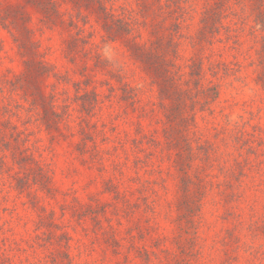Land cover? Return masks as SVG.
Segmentation results:
<instances>
[{
    "label": "rangeland",
    "instance_id": "1",
    "mask_svg": "<svg viewBox=\"0 0 264 264\" xmlns=\"http://www.w3.org/2000/svg\"><path fill=\"white\" fill-rule=\"evenodd\" d=\"M53 1L0 0V264H264V0Z\"/></svg>",
    "mask_w": 264,
    "mask_h": 264
},
{
    "label": "trees",
    "instance_id": "2",
    "mask_svg": "<svg viewBox=\"0 0 264 264\" xmlns=\"http://www.w3.org/2000/svg\"><path fill=\"white\" fill-rule=\"evenodd\" d=\"M84 1H86V3L89 4L88 9H91V5H92L93 9L95 10L96 5H99V9L103 11L105 17L108 18L110 16L106 12V10H104V8L99 4L98 0H84ZM76 2L77 0L75 1V3ZM33 4H35L41 10V12L44 14V16L47 19L51 20L52 17L58 13L54 9L55 2L53 0H33ZM0 23L4 25V27L11 24L16 29L17 28L23 29L26 32V35L30 38L31 30L29 25H27L26 13L22 9L7 8L3 10L2 12H0ZM105 27L108 31L113 30L112 29L113 27L109 24H105ZM31 43L32 46L34 47L33 41ZM71 45L72 43H70V46ZM34 49L31 48L29 50H26L25 54L35 55L37 51ZM26 66H27L26 73L22 77H19L17 81L12 82L11 86L13 88H19L20 90H22L27 97H29L28 94L31 97H33L34 105L41 104V106H43L45 109V118L47 122L52 124L53 122L56 121L55 118L57 116L52 108V104L46 101L44 95L40 91L39 92L37 91L35 86H33L34 84L32 81L34 75L40 76L44 73L43 67L40 62H37L33 59H31L30 62H27ZM0 92H1V88H0ZM88 106H91V108L93 107L91 102L90 103L88 102V104H84V107L86 109H88Z\"/></svg>",
    "mask_w": 264,
    "mask_h": 264
}]
</instances>
